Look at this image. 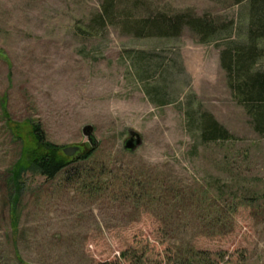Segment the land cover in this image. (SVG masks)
Masks as SVG:
<instances>
[{"label": "rangeland", "instance_id": "rangeland-1", "mask_svg": "<svg viewBox=\"0 0 264 264\" xmlns=\"http://www.w3.org/2000/svg\"><path fill=\"white\" fill-rule=\"evenodd\" d=\"M101 2L0 0V264H17L3 195L20 144L5 116L21 136L39 124L51 144L82 153L94 146L86 164L142 169L194 196L166 207L151 202L149 192L138 200L94 197L67 184L64 173L51 182L26 175L16 240L25 262L166 264L158 229L173 224L179 240L225 253L221 264H264V135L220 65V50L245 39L248 2L115 0L116 21L183 11L228 21V30L206 44L187 28L173 38H137L119 22L83 34L78 29ZM255 69L264 71V57ZM187 111L211 114L232 138L201 144L197 117L191 123ZM86 125L93 128L91 143L82 135ZM130 133L141 139L132 152L123 148ZM216 192L231 231L199 233ZM128 248L135 259L120 256Z\"/></svg>", "mask_w": 264, "mask_h": 264}, {"label": "trees", "instance_id": "trees-1", "mask_svg": "<svg viewBox=\"0 0 264 264\" xmlns=\"http://www.w3.org/2000/svg\"><path fill=\"white\" fill-rule=\"evenodd\" d=\"M248 2V21L244 41L229 42L220 50V65L225 71L227 83L237 103L242 105L246 114L251 118L256 131L264 135V71L255 69L257 62L264 57V0H232L238 5ZM115 0H102L98 12L89 20L84 28L78 30L89 36L96 35L108 25L121 23L124 30L137 38L177 37L185 28L194 35L200 44L211 42L220 32L229 28V22L218 23L213 18L199 17L189 11L171 15L160 14L156 17H143L120 19L116 21ZM195 113H198L197 115ZM187 111L188 120L192 123L197 117L198 139L201 144H212L228 141L231 134L221 126L215 118L206 112ZM7 124L20 144V150L15 162L6 173L4 207L9 216V229L12 233V246L15 250L17 264L25 262L17 252L16 240L18 237V208L25 191L26 175H38L45 181L51 182L62 173L66 175L64 181L75 185L76 191H84L88 196L109 195L112 197L132 196L138 200V195L151 194L149 200L158 201L167 207L166 203L191 201L194 196L188 195L180 186L165 183L155 179L158 177L145 170H134L130 167L116 169L104 164L87 163L94 147L77 157H67L62 148L49 143L39 124H30L24 136L19 135L18 125L5 116ZM71 175H68L70 174ZM134 195V196H133ZM221 193H214L208 198L207 216L209 222L200 224L196 231L208 235H222L231 231V225L224 224L225 210L220 209ZM232 215V213L230 212ZM232 217H230V221ZM228 223V222H227ZM230 224H232L230 222ZM185 229V228H184ZM183 229V230H184ZM180 227L170 225L160 227L158 233L167 244L165 249L166 264H221L224 254L221 251L212 252L202 249L190 242L179 240L177 235ZM130 248L123 251L120 256L125 259H135L136 254ZM98 264H111L101 262Z\"/></svg>", "mask_w": 264, "mask_h": 264}, {"label": "water", "instance_id": "water-1", "mask_svg": "<svg viewBox=\"0 0 264 264\" xmlns=\"http://www.w3.org/2000/svg\"><path fill=\"white\" fill-rule=\"evenodd\" d=\"M92 132H93V128L89 125H86L82 128V135L86 138L88 143H91ZM140 144H141V139L139 138V136L135 133H130L129 138L126 139L123 143V148H124V150H126L128 152H132L137 147H139ZM92 147H94V146H92ZM78 151H79V147H77V146H75V147L69 146V147L62 148V153L67 157L79 156ZM80 154H83V153L80 152Z\"/></svg>", "mask_w": 264, "mask_h": 264}, {"label": "flooded vegetation", "instance_id": "flooded-vegetation-1", "mask_svg": "<svg viewBox=\"0 0 264 264\" xmlns=\"http://www.w3.org/2000/svg\"><path fill=\"white\" fill-rule=\"evenodd\" d=\"M78 154H80V151H78Z\"/></svg>", "mask_w": 264, "mask_h": 264}]
</instances>
